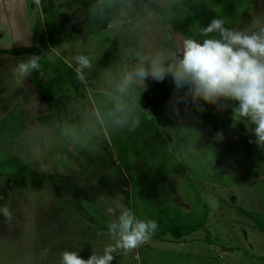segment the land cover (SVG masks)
I'll list each match as a JSON object with an SVG mask.
<instances>
[{
    "label": "rangeland",
    "instance_id": "1",
    "mask_svg": "<svg viewBox=\"0 0 264 264\" xmlns=\"http://www.w3.org/2000/svg\"><path fill=\"white\" fill-rule=\"evenodd\" d=\"M71 5H58L64 39L53 52L38 50V67L22 79L29 91L16 74L12 81L15 72L4 76L11 87L0 93V115L10 106L3 97L19 94L23 101L12 108L27 112L23 122L51 109V123L43 136L0 119V207L10 213L0 214V264H58L71 249L85 260L102 255L114 244L113 213L126 204L140 220L196 227L117 249L111 264H264V228L250 215L264 218V150L249 142L255 137L243 121H233L234 102L221 109L194 100L171 72L159 82L123 84L152 59L174 70L184 39L216 35L199 32L213 18L258 31L264 0H167L131 21H104L96 33ZM37 10L29 13L32 28L43 25L50 39L48 16L40 20ZM78 55L90 61L79 75ZM74 229L86 240L73 246L66 233Z\"/></svg>",
    "mask_w": 264,
    "mask_h": 264
},
{
    "label": "clouds",
    "instance_id": "2",
    "mask_svg": "<svg viewBox=\"0 0 264 264\" xmlns=\"http://www.w3.org/2000/svg\"><path fill=\"white\" fill-rule=\"evenodd\" d=\"M199 32L202 37L216 35L199 43L192 38L184 39L174 70L164 67L158 59H152L147 68L138 66L128 74L123 84L128 85L133 79L144 81L148 77L159 82L171 72L177 86L187 85L194 100L218 105L221 109L228 105L226 102H234L231 108L233 121H243L255 137L249 142L264 150V27L251 32L236 30L226 27L224 20L213 18ZM74 60L78 75L90 66L86 56L78 55ZM34 67H38L36 61L29 60L19 65V71L27 74ZM217 139H223L222 133H217ZM0 214L8 217V207H0ZM156 229L155 222L140 220L131 210L119 211L117 222L108 225L109 234H116L114 244L106 246L102 255L91 254L85 260L77 252L63 251L59 254L58 264H111L113 252L137 248Z\"/></svg>",
    "mask_w": 264,
    "mask_h": 264
},
{
    "label": "crops",
    "instance_id": "3",
    "mask_svg": "<svg viewBox=\"0 0 264 264\" xmlns=\"http://www.w3.org/2000/svg\"><path fill=\"white\" fill-rule=\"evenodd\" d=\"M166 1L167 0H0V93L4 90L6 92L10 89L11 83L5 80L4 76L13 72L15 73L11 77L12 81H15L16 74L18 76V82L20 85H22L23 82L24 89L28 92L29 90L27 87L31 82L29 79L22 80L28 77V73L22 74L19 71V65L24 63L23 56L29 53L30 58L35 60L36 53L41 47H47V49H44L45 52H53L54 50L51 47L61 44V40L64 38L61 36L57 24L59 22H56L59 18V16L57 17L58 5L72 4L70 9L78 11L86 31L88 33H96L94 31L99 29L104 21H106L104 23L107 25H113L124 20H127L128 22L133 18L144 15L152 6H161ZM84 6L87 7L84 8ZM99 6H102V8ZM34 8L38 9L37 14L40 20L43 21L44 16H48L47 19L51 23L50 31L52 32L50 37L52 38L49 39V37H46L44 39L42 31L43 25L41 26L37 23L39 30L32 28L29 13L33 12ZM89 9L91 10L90 13ZM97 13L98 17L95 19L94 16ZM97 21L99 22L95 26L90 23ZM34 69H36V67H34L33 70ZM14 95L17 97L11 98L10 102L7 101L6 97H3V102L10 103V106L2 115H0V119H11L13 123L12 127L19 126L20 129H25L27 126L30 128H38L39 131L32 130V134L43 133L44 136L48 130L45 127L49 126L51 123V109L48 112L46 110L43 116H38L35 112L36 116L27 118L28 121L23 122L22 119L27 117V112L23 111L21 106L19 109L12 108L14 104H17L18 102L21 103L23 98L19 94ZM56 116L59 117V115ZM56 123L58 124V122ZM61 124H58V126ZM63 129L69 130L71 129V126H64ZM10 141V144L15 143L13 140ZM16 148L17 147H10L12 150H16ZM110 213L111 212L109 211V214ZM113 214L115 217L111 220L115 221L118 213ZM72 231L73 232L70 230L66 234L67 236L73 237V246L75 245L76 240L78 242L86 240L76 239L74 237L75 229ZM71 250L74 252L73 249Z\"/></svg>",
    "mask_w": 264,
    "mask_h": 264
},
{
    "label": "trees",
    "instance_id": "4",
    "mask_svg": "<svg viewBox=\"0 0 264 264\" xmlns=\"http://www.w3.org/2000/svg\"><path fill=\"white\" fill-rule=\"evenodd\" d=\"M125 207L128 209V205L126 204ZM255 223L260 226L261 228H264V218L261 217L259 214L255 213L250 214ZM164 220H167L166 222ZM162 221H153L157 224V229L154 233H152L149 238L153 239H159L161 236L166 233L170 232L173 235L179 236L183 233H188L195 229L196 225H181V224H175L171 221V219H164Z\"/></svg>",
    "mask_w": 264,
    "mask_h": 264
}]
</instances>
